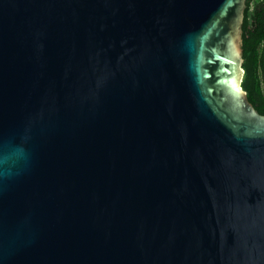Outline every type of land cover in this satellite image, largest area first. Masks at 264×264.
Here are the masks:
<instances>
[{"label":"water","instance_id":"95a60500","mask_svg":"<svg viewBox=\"0 0 264 264\" xmlns=\"http://www.w3.org/2000/svg\"><path fill=\"white\" fill-rule=\"evenodd\" d=\"M246 0H0V264H264Z\"/></svg>","mask_w":264,"mask_h":264},{"label":"trees","instance_id":"16d2710c","mask_svg":"<svg viewBox=\"0 0 264 264\" xmlns=\"http://www.w3.org/2000/svg\"><path fill=\"white\" fill-rule=\"evenodd\" d=\"M242 56V86L255 109L264 114V0H246Z\"/></svg>","mask_w":264,"mask_h":264}]
</instances>
